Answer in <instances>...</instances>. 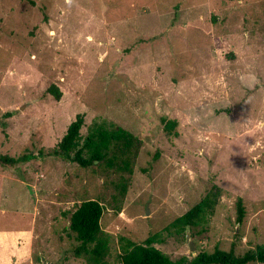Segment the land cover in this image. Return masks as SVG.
Returning a JSON list of instances; mask_svg holds the SVG:
<instances>
[{
  "label": "rangeland",
  "instance_id": "obj_1",
  "mask_svg": "<svg viewBox=\"0 0 264 264\" xmlns=\"http://www.w3.org/2000/svg\"><path fill=\"white\" fill-rule=\"evenodd\" d=\"M32 1L0 0V155L33 156L0 165V264H85L62 213L88 198L107 264L119 236L152 235L171 259L264 246V0ZM76 113L82 136L103 119L140 139L130 172L50 153ZM211 185L212 213L185 227L191 253L169 223Z\"/></svg>",
  "mask_w": 264,
  "mask_h": 264
},
{
  "label": "trees",
  "instance_id": "obj_2",
  "mask_svg": "<svg viewBox=\"0 0 264 264\" xmlns=\"http://www.w3.org/2000/svg\"><path fill=\"white\" fill-rule=\"evenodd\" d=\"M33 4L32 0H26ZM47 91L53 99L58 100L61 91L54 85H49ZM163 129L169 132L176 124L174 119L161 118ZM83 123V114L76 113L74 118L66 125L64 133L56 142L50 153L54 156L77 162L81 167H86L93 161H104L106 167H114L130 172L128 153L136 150L140 139L111 122L103 119L93 121L90 129L83 136L80 128ZM175 134V132H174ZM115 149V150H113ZM123 156L117 157L116 151ZM84 152L87 156L84 157ZM107 154H109L107 156ZM30 154L23 153L19 156L0 155V165L17 169L19 163L31 159ZM121 193L124 192V183L120 185ZM219 196L218 187L211 185L195 204L187 208L182 214L173 218L169 225L183 231L185 227H194L199 221L208 217ZM102 204L97 199H83L72 205L71 209L63 211L67 224L64 226L71 235L75 244L72 246L73 257L81 258L85 264H107V255L110 247V235L100 226ZM244 216V207L240 197L235 200V221L240 223ZM154 237L147 236L141 243H135L128 238L119 236L118 258L121 264H247L260 262L264 264V246L256 244L242 253H235L234 243L227 250L214 247L212 251L200 250L194 255H179L174 259L169 258L153 246ZM39 259V256L37 257Z\"/></svg>",
  "mask_w": 264,
  "mask_h": 264
},
{
  "label": "water",
  "instance_id": "obj_3",
  "mask_svg": "<svg viewBox=\"0 0 264 264\" xmlns=\"http://www.w3.org/2000/svg\"><path fill=\"white\" fill-rule=\"evenodd\" d=\"M147 211L145 210V213H146ZM185 238V244H186V247H187V250L189 251V252H191V253H193V250H194V248H195V245H194V243L191 241V239L189 238V235H188V229L187 228H185V236H184ZM192 255H194V254H192Z\"/></svg>",
  "mask_w": 264,
  "mask_h": 264
},
{
  "label": "clouds",
  "instance_id": "obj_4",
  "mask_svg": "<svg viewBox=\"0 0 264 264\" xmlns=\"http://www.w3.org/2000/svg\"><path fill=\"white\" fill-rule=\"evenodd\" d=\"M256 128H257V129H264V121L258 122V123L256 124Z\"/></svg>",
  "mask_w": 264,
  "mask_h": 264
}]
</instances>
